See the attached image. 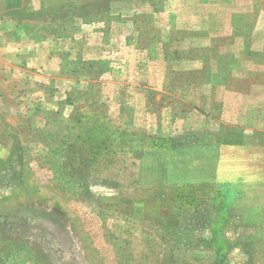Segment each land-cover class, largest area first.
<instances>
[{
    "label": "rangeland",
    "instance_id": "1",
    "mask_svg": "<svg viewBox=\"0 0 264 264\" xmlns=\"http://www.w3.org/2000/svg\"><path fill=\"white\" fill-rule=\"evenodd\" d=\"M207 2L0 1V264H264V0Z\"/></svg>",
    "mask_w": 264,
    "mask_h": 264
},
{
    "label": "crops",
    "instance_id": "2",
    "mask_svg": "<svg viewBox=\"0 0 264 264\" xmlns=\"http://www.w3.org/2000/svg\"><path fill=\"white\" fill-rule=\"evenodd\" d=\"M197 6H199L201 9L204 8L205 6L210 7L207 0H197ZM211 7H214V6H211ZM180 12H181L180 10H175V12L172 13V14H175V16L172 18V19H174V22H175V25L173 27L179 29V28H188L189 24L193 26L194 21H189V22H193V23H185V21L183 23L178 22ZM193 29H195V28H193Z\"/></svg>",
    "mask_w": 264,
    "mask_h": 264
},
{
    "label": "trees",
    "instance_id": "3",
    "mask_svg": "<svg viewBox=\"0 0 264 264\" xmlns=\"http://www.w3.org/2000/svg\"><path fill=\"white\" fill-rule=\"evenodd\" d=\"M153 146H156V145L153 144Z\"/></svg>",
    "mask_w": 264,
    "mask_h": 264
}]
</instances>
